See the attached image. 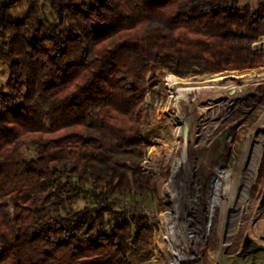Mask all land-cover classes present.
I'll use <instances>...</instances> for the list:
<instances>
[{
  "label": "trees",
  "instance_id": "16d2710c",
  "mask_svg": "<svg viewBox=\"0 0 264 264\" xmlns=\"http://www.w3.org/2000/svg\"><path fill=\"white\" fill-rule=\"evenodd\" d=\"M21 1L0 4V264H152L156 223L111 200L149 189L145 97L264 64V0Z\"/></svg>",
  "mask_w": 264,
  "mask_h": 264
},
{
  "label": "rangeland",
  "instance_id": "374dc122",
  "mask_svg": "<svg viewBox=\"0 0 264 264\" xmlns=\"http://www.w3.org/2000/svg\"><path fill=\"white\" fill-rule=\"evenodd\" d=\"M26 6L13 7V19ZM253 49L264 56V36ZM6 77L0 58V84ZM145 101L149 147L141 167L151 175L149 189L111 200L142 209L150 233L156 223L151 263L264 264V209L256 211L264 195V64L165 73ZM26 154L33 156L32 147ZM86 203L87 192L72 206ZM246 235L252 242L242 251Z\"/></svg>",
  "mask_w": 264,
  "mask_h": 264
},
{
  "label": "water",
  "instance_id": "95a60500",
  "mask_svg": "<svg viewBox=\"0 0 264 264\" xmlns=\"http://www.w3.org/2000/svg\"><path fill=\"white\" fill-rule=\"evenodd\" d=\"M262 209H264V195L261 196L258 205L256 207V211H261ZM252 242V238L249 235H246L245 239H244V243H243V247H242V251L246 250L249 245Z\"/></svg>",
  "mask_w": 264,
  "mask_h": 264
},
{
  "label": "built area",
  "instance_id": "2783aa9c",
  "mask_svg": "<svg viewBox=\"0 0 264 264\" xmlns=\"http://www.w3.org/2000/svg\"><path fill=\"white\" fill-rule=\"evenodd\" d=\"M4 1H5V0H0V4L3 3ZM119 201H120L121 203H120V202L118 203V201H114V208L119 209V208H122L123 206H125L124 203H123L121 200H119ZM117 204H120V205H122V206H121V207H117V206H116Z\"/></svg>",
  "mask_w": 264,
  "mask_h": 264
}]
</instances>
